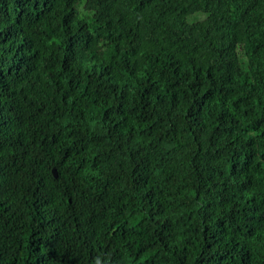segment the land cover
I'll return each instance as SVG.
<instances>
[{
  "label": "trees",
  "instance_id": "1",
  "mask_svg": "<svg viewBox=\"0 0 264 264\" xmlns=\"http://www.w3.org/2000/svg\"><path fill=\"white\" fill-rule=\"evenodd\" d=\"M0 264H264V0H0Z\"/></svg>",
  "mask_w": 264,
  "mask_h": 264
},
{
  "label": "water",
  "instance_id": "2",
  "mask_svg": "<svg viewBox=\"0 0 264 264\" xmlns=\"http://www.w3.org/2000/svg\"><path fill=\"white\" fill-rule=\"evenodd\" d=\"M52 172H53L54 176H56V172H55V169H52Z\"/></svg>",
  "mask_w": 264,
  "mask_h": 264
}]
</instances>
